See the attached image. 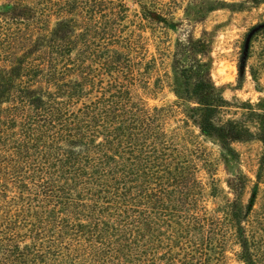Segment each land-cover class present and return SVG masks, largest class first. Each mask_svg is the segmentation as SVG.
<instances>
[{
    "label": "trees",
    "instance_id": "1",
    "mask_svg": "<svg viewBox=\"0 0 264 264\" xmlns=\"http://www.w3.org/2000/svg\"><path fill=\"white\" fill-rule=\"evenodd\" d=\"M9 2L18 16L0 19V96L8 99L0 106V190L10 183L21 197L61 207L70 233L58 235L82 240L84 264H223V253L185 235L203 229L201 218L179 207H196L195 168L162 127L166 109L132 94L131 58L117 47L120 11L103 0ZM213 89L209 81L194 84L199 128L247 138L236 122L215 123ZM261 136L264 146V129ZM238 226V257L257 264L254 242ZM18 237L0 228V264H26L34 254L14 243Z\"/></svg>",
    "mask_w": 264,
    "mask_h": 264
},
{
    "label": "rangeland",
    "instance_id": "2",
    "mask_svg": "<svg viewBox=\"0 0 264 264\" xmlns=\"http://www.w3.org/2000/svg\"><path fill=\"white\" fill-rule=\"evenodd\" d=\"M9 1L0 0V19L18 16L11 14ZM103 1L108 2L107 10L120 11L116 22L122 38L117 47L131 58L132 94L149 108L166 109L162 127L195 168L201 188L196 189V207H179L182 215L201 218L203 229L195 226L185 235L203 239L212 255L216 250L223 253V264H244L236 238L241 225L254 242L257 264H264V26L248 39L264 24V0ZM146 11L165 21L153 20ZM198 80L214 85L212 93L220 105L215 123L236 122L249 131L247 138L229 140L199 128L200 104L193 93ZM7 105L4 94L0 106ZM26 184L33 189L32 183ZM19 195L10 183L0 190V226L18 232L14 243L20 248L34 249L24 263L84 264L82 240L58 235L70 233L64 228L66 219H60L61 207L50 202L47 209L41 197L33 201L27 194ZM164 227L168 234L171 228ZM2 251L0 246V256Z\"/></svg>",
    "mask_w": 264,
    "mask_h": 264
},
{
    "label": "water",
    "instance_id": "3",
    "mask_svg": "<svg viewBox=\"0 0 264 264\" xmlns=\"http://www.w3.org/2000/svg\"><path fill=\"white\" fill-rule=\"evenodd\" d=\"M255 30H256V29H255ZM255 30H253V31L250 33V35H249V38H248V39H250V37H251L252 33H253Z\"/></svg>",
    "mask_w": 264,
    "mask_h": 264
}]
</instances>
